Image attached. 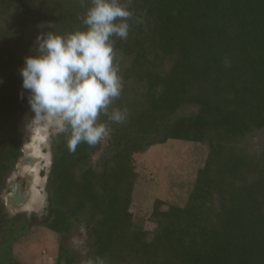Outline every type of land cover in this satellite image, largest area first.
<instances>
[{
	"label": "trees",
	"instance_id": "trees-1",
	"mask_svg": "<svg viewBox=\"0 0 264 264\" xmlns=\"http://www.w3.org/2000/svg\"><path fill=\"white\" fill-rule=\"evenodd\" d=\"M89 7L0 0V193L35 118L24 58L37 55L42 32L86 31ZM129 10L128 38L114 44L124 87L113 107L127 120L101 118L111 131L98 163L103 140L72 153L66 133L54 139L42 226L64 238L85 223L84 264H264V0H132ZM169 141L208 154L183 206L154 201L149 231L130 211L134 157ZM55 264L81 263L61 242Z\"/></svg>",
	"mask_w": 264,
	"mask_h": 264
},
{
	"label": "clouds",
	"instance_id": "clouds-1",
	"mask_svg": "<svg viewBox=\"0 0 264 264\" xmlns=\"http://www.w3.org/2000/svg\"><path fill=\"white\" fill-rule=\"evenodd\" d=\"M132 0H91L80 19L86 31L57 35L52 31L36 38V56L24 58L20 69L23 89L39 121H52L67 134V146H96L111 129L101 122L123 124L127 108L113 107L123 92L120 75L122 55L114 47L115 38L126 40L135 14ZM23 98V97H22ZM86 264H105L96 257Z\"/></svg>",
	"mask_w": 264,
	"mask_h": 264
},
{
	"label": "rangeland",
	"instance_id": "rangeland-1",
	"mask_svg": "<svg viewBox=\"0 0 264 264\" xmlns=\"http://www.w3.org/2000/svg\"><path fill=\"white\" fill-rule=\"evenodd\" d=\"M34 119L28 120L25 126L22 151L26 148L33 149V154L39 160L32 167H15L7 182H15L20 174L25 176L27 172L32 180L30 196L23 201L21 207L15 208L9 202L7 183L0 193V263L55 264L58 247L62 242L84 264L87 257L85 223L77 225L64 238L42 226L49 213L47 177L53 160V141L63 131L55 122ZM107 138L108 136L103 139L101 150L94 156V163L103 158ZM207 154L208 149L204 145L169 141L134 157L138 180L130 211L136 218L145 220L147 230L155 229L148 218L156 199L164 200L167 205L185 204L197 172L205 164ZM167 207L163 209L166 210ZM33 217L37 218L36 223L32 220ZM13 223H17V226L13 227ZM22 226L27 228L24 230Z\"/></svg>",
	"mask_w": 264,
	"mask_h": 264
},
{
	"label": "flooded vegetation",
	"instance_id": "flooded-vegetation-1",
	"mask_svg": "<svg viewBox=\"0 0 264 264\" xmlns=\"http://www.w3.org/2000/svg\"><path fill=\"white\" fill-rule=\"evenodd\" d=\"M23 145H22V150H23ZM26 152V153H24ZM26 157V158H25ZM24 158V160H23ZM38 157L37 155L35 156L33 154V149H25V151H22V156L21 158L18 160L17 164H16V168L18 166H22V167H32L35 165V163L38 161ZM51 167V166H50ZM15 169V168H14ZM48 171H50V169H48ZM14 172V170L12 171ZM25 172V176L20 174L19 178L17 179V181L15 182H10L7 183L11 174L10 173L6 179L5 185L7 183V187H8V191H9V202L10 205H12L15 208L21 207L23 205V203L28 200V197L30 196V185L32 180L30 179V177L28 176V173ZM49 176V174H48ZM48 179V177H47ZM4 185V187H5ZM4 189V188H3ZM2 192V191H1ZM24 201V202H23Z\"/></svg>",
	"mask_w": 264,
	"mask_h": 264
},
{
	"label": "water",
	"instance_id": "water-1",
	"mask_svg": "<svg viewBox=\"0 0 264 264\" xmlns=\"http://www.w3.org/2000/svg\"><path fill=\"white\" fill-rule=\"evenodd\" d=\"M24 153H26V152H24Z\"/></svg>",
	"mask_w": 264,
	"mask_h": 264
}]
</instances>
